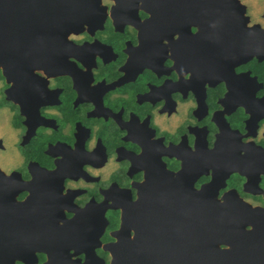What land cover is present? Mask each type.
<instances>
[{"label":"flooded vegetation","instance_id":"flooded-vegetation-1","mask_svg":"<svg viewBox=\"0 0 264 264\" xmlns=\"http://www.w3.org/2000/svg\"><path fill=\"white\" fill-rule=\"evenodd\" d=\"M47 1L88 22L0 20V232L21 257L117 264L180 248L198 201L264 210V0Z\"/></svg>","mask_w":264,"mask_h":264},{"label":"water","instance_id":"water-1","mask_svg":"<svg viewBox=\"0 0 264 264\" xmlns=\"http://www.w3.org/2000/svg\"><path fill=\"white\" fill-rule=\"evenodd\" d=\"M5 0L8 4L0 6V20L20 19L26 21V15L33 12L63 11V32L70 33L82 28L84 22L81 9L75 4L61 6L52 2L32 3V0ZM24 2L26 4H24ZM49 15L42 16L48 24ZM24 23L22 22V25ZM195 229L187 230L184 226L178 234L181 247L176 249L161 248L149 249L138 247L129 253V250H119L115 259L117 264H264V210L240 203L238 216L227 215L224 203L212 201V210L206 213L205 199L198 204ZM208 203H210L208 201ZM250 225V227H248ZM17 232H0V264H14V257L19 255L26 264L34 263L37 259H25L20 254L25 247L13 242ZM20 234H24L20 232ZM190 235L196 238L193 248L189 247ZM17 243V244H16ZM223 244L224 246H222ZM19 245V246H18ZM37 250L48 252V258L41 264H92L96 254L93 250L86 251L83 261L72 259L67 251L52 254L45 247ZM21 252V253H20ZM34 252L33 249L30 253ZM132 254L133 256H131ZM114 259V260H115ZM113 260V261H114ZM112 264V263H111ZM114 264V263H113Z\"/></svg>","mask_w":264,"mask_h":264}]
</instances>
